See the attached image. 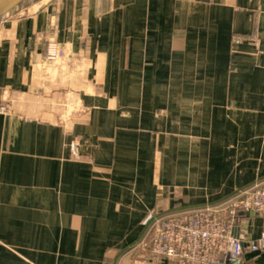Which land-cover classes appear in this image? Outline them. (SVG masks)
Returning <instances> with one entry per match:
<instances>
[{
    "label": "crops",
    "instance_id": "1",
    "mask_svg": "<svg viewBox=\"0 0 264 264\" xmlns=\"http://www.w3.org/2000/svg\"><path fill=\"white\" fill-rule=\"evenodd\" d=\"M257 181L264 0H28L0 20V264L146 262L149 214Z\"/></svg>",
    "mask_w": 264,
    "mask_h": 264
},
{
    "label": "built area",
    "instance_id": "2",
    "mask_svg": "<svg viewBox=\"0 0 264 264\" xmlns=\"http://www.w3.org/2000/svg\"><path fill=\"white\" fill-rule=\"evenodd\" d=\"M64 56L55 49L49 58ZM77 154L76 145L72 148ZM264 216V181L238 191L227 200L192 211L147 216L148 260L134 264H241L246 252L264 253V232L249 240L239 216Z\"/></svg>",
    "mask_w": 264,
    "mask_h": 264
},
{
    "label": "water",
    "instance_id": "3",
    "mask_svg": "<svg viewBox=\"0 0 264 264\" xmlns=\"http://www.w3.org/2000/svg\"><path fill=\"white\" fill-rule=\"evenodd\" d=\"M28 0H0V20ZM56 1V0H52Z\"/></svg>",
    "mask_w": 264,
    "mask_h": 264
}]
</instances>
